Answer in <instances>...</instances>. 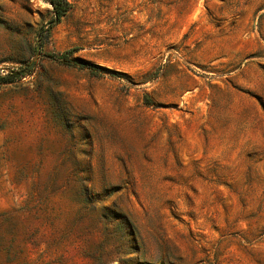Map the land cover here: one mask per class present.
<instances>
[{"label":"rangeland","instance_id":"374dc122","mask_svg":"<svg viewBox=\"0 0 264 264\" xmlns=\"http://www.w3.org/2000/svg\"><path fill=\"white\" fill-rule=\"evenodd\" d=\"M68 1L0 0V264H264V0Z\"/></svg>","mask_w":264,"mask_h":264},{"label":"trees","instance_id":"16d2710c","mask_svg":"<svg viewBox=\"0 0 264 264\" xmlns=\"http://www.w3.org/2000/svg\"><path fill=\"white\" fill-rule=\"evenodd\" d=\"M50 3L53 8L54 17L51 19V21L48 22L49 28L58 24L61 21L62 17L72 7L71 3L68 0H50ZM47 37H48V30L45 33L44 37L40 38L39 40V44L37 46L38 59H48V60L56 61L60 64L70 66V67L86 68L90 71V73L97 75V76H101L107 73V71H104L100 68L86 66V65H83L81 63H78L72 60L70 56L75 52V49L66 51L65 53L61 55L43 51L42 45L44 43L45 38ZM37 61L38 60H32L23 66H19V67L12 68V69L10 68L7 71V73H0V84L15 82L17 79H20L22 76L32 72L37 64ZM143 98H144V102L147 105H153V100L148 94H145Z\"/></svg>","mask_w":264,"mask_h":264}]
</instances>
